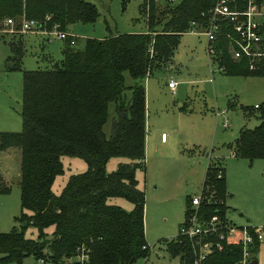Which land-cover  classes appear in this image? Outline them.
Wrapping results in <instances>:
<instances>
[{
    "label": "trees",
    "instance_id": "1",
    "mask_svg": "<svg viewBox=\"0 0 264 264\" xmlns=\"http://www.w3.org/2000/svg\"><path fill=\"white\" fill-rule=\"evenodd\" d=\"M164 2L163 8L157 10L154 0L142 1L146 25L143 31L87 36L82 47L71 44L67 36L58 61L50 67L22 70L21 128L0 132V150L11 146L18 150L20 207L19 227L0 232V264H21L25 255L42 258L49 264H73L68 258L80 242L90 248L88 264L132 262L147 254V248L142 247L147 245L144 192L135 177V170L143 168L144 160L143 79L154 67L171 61L182 32L205 24L211 4V0ZM98 14L96 5L89 0H0V19L32 18L39 29L45 30L54 23L66 30L74 22H93ZM73 38L75 41L76 36ZM10 46L12 58L18 59L22 49ZM216 48L212 63L223 65L220 71L264 76V60L256 70H249L246 59L229 57L225 39L219 37ZM124 71L132 78L131 84L125 85ZM126 89L130 90L128 97ZM110 103L114 116L106 136L102 124ZM254 108L258 122L251 127L241 126L228 144L235 158L250 161L264 157V102ZM62 154L82 158L86 167L70 173L56 193L51 184L63 171ZM112 156L125 160L106 172L105 163ZM209 158L202 186H208L212 197L199 203V215L208 218L216 214L225 222L224 169ZM9 190L0 172V193ZM114 196L128 200L131 208L125 210L107 202ZM188 197L185 195L184 218ZM182 223L178 224L177 234L163 243L169 256L177 255L183 264H192L191 239L179 233ZM28 225L35 228L34 237L25 235ZM48 226L49 233L45 231ZM259 242L254 240L250 246L251 264H256L253 260ZM238 256V243L226 242L198 264H233Z\"/></svg>",
    "mask_w": 264,
    "mask_h": 264
},
{
    "label": "rangeland",
    "instance_id": "2",
    "mask_svg": "<svg viewBox=\"0 0 264 264\" xmlns=\"http://www.w3.org/2000/svg\"><path fill=\"white\" fill-rule=\"evenodd\" d=\"M89 1L99 12L96 19L91 23L68 25L76 36L73 43L76 47H82L85 38L81 31L107 35L115 31H141L146 27L145 6H142L145 0ZM154 1L157 10L165 5V0ZM13 21L10 26L3 23V18L0 19V132L19 131L21 128L22 70L50 67L60 59L63 44V39L39 32L36 28L20 31L17 18ZM11 44L22 49L18 59L12 58ZM204 44L205 36L201 30L182 32L171 61L154 67L148 77L152 85H149L148 111L145 112L146 133L152 130L160 137L163 130L168 135L166 144L161 148L154 146L156 152H150L143 168L135 170L138 186L144 192L143 228L145 241L150 246L148 261L151 264H183L177 255H168L163 240L173 238L178 232V224L184 221L189 182L201 168L207 152L214 154L219 151L223 155L220 165L224 169L226 221L235 226L263 225L260 221L264 219V159H227L230 148L226 143L234 139L241 126L251 127L258 122L255 116L257 109L253 104L264 102V76L230 75L219 71L216 64L210 63ZM123 75L125 85L133 82L126 71ZM170 78L176 83L173 92L167 86ZM129 95L130 90L126 89L125 96ZM183 101H186L189 112L177 109ZM113 116V104L110 103L107 118L102 124L106 136ZM223 121L226 126H222ZM172 130L174 138L170 136ZM187 149H191L190 153L186 152ZM16 154L0 150V167L5 169V179L10 185L7 193H0V232L19 227L17 148ZM60 160L63 171L54 177L51 184L52 191L56 193L70 173L86 167L78 156L62 154ZM124 160L120 156L110 157L105 163V171L110 172L118 161ZM107 202L125 210L131 208V203L123 197H109ZM50 229L48 226L45 231L49 233ZM24 232L29 237L36 235L31 225ZM254 255L256 264H264V239L259 242ZM21 264L49 263L40 262L33 255H25Z\"/></svg>",
    "mask_w": 264,
    "mask_h": 264
},
{
    "label": "built area",
    "instance_id": "3",
    "mask_svg": "<svg viewBox=\"0 0 264 264\" xmlns=\"http://www.w3.org/2000/svg\"><path fill=\"white\" fill-rule=\"evenodd\" d=\"M264 0H211V4L206 10V22L198 30L205 36L204 50L210 63L214 62L212 56L217 53V40H226V51L230 58L247 60V68L256 70L264 60ZM3 23L12 26V17H4ZM194 24V22H191ZM20 31H27L36 28L37 31L53 34L55 37L64 39L70 37L69 42L74 43V34L66 30L59 29L54 23L49 29H39L36 20L21 17L18 21ZM195 30L193 26L189 30ZM220 71L223 65H217ZM174 80L169 79L167 86L173 91ZM254 107L257 104L253 105ZM222 126H226L223 121ZM166 133L160 132L161 140H164ZM208 156L206 157V164ZM221 171H217L220 176ZM204 177V175H203ZM203 181V178H202ZM212 197V191L208 186L199 187V190L188 197V209L184 222L179 226V233L191 239L193 251L192 264H198L200 260L212 249L220 250L223 243L236 242L239 245V256L233 264H251L250 246L254 240L264 239V225H241L235 226L230 222L219 219L216 214L205 218L199 215V203L208 201ZM216 237V238H214ZM147 248V254L132 262L116 264H151L148 261L150 246L142 245ZM90 248L85 242L78 243L73 254L68 261L73 264H88ZM43 262L42 258H39Z\"/></svg>",
    "mask_w": 264,
    "mask_h": 264
},
{
    "label": "crops",
    "instance_id": "4",
    "mask_svg": "<svg viewBox=\"0 0 264 264\" xmlns=\"http://www.w3.org/2000/svg\"><path fill=\"white\" fill-rule=\"evenodd\" d=\"M91 23V22H90ZM84 30H86V28H83ZM145 30V29H144ZM66 31L67 32H69V33H71V34H74L73 33V31H71V30H69L68 29V27H67V29H66ZM141 31H143V30H141ZM82 36H85V37H87V36H90V37H103V36H105V35H96L95 33H93V32H90V31H81V33H80ZM181 35V34H180ZM180 35H179V38H178V42H179V39H180ZM178 44V43H177ZM148 77H149V75L148 76H146L144 79H143V86H144V96H145V101H144V103H145V112H146V110L148 111V94H149V85L151 86L152 85V82L151 81H149L148 80ZM174 82H175V80H174ZM178 82V81H177ZM174 85H176V83H174ZM173 85V86H174ZM169 87V86H168ZM174 90V89H173ZM173 92V91H172ZM146 101H147V103H146ZM254 104H256V103H254ZM253 104V105H254ZM186 106H187V104H186V101H183L182 103H180L178 106H177V109L179 110V112H189L190 111V109L189 108H186ZM146 115H145V136H144V160H143V166L145 165V162H146V160L148 159V154H150V152H156V147H154V146H160V148H161V146H163L164 144H166V142H167V140H168V135L166 134L165 135V138H164V140H161V138L160 137H158L157 136V134H156V132L155 131H153L152 132V130L149 132V134H147L146 132V122H147V120H146ZM256 121H257V119H256ZM244 126V125H243ZM163 130H161V132H162ZM171 138H174V130H172V133H171ZM228 144H229V142L228 143H226V146L228 147V148H230V146H228ZM179 146V148H181L180 147V145H178ZM11 148L13 149V150H11ZM158 148V147H157ZM190 150L191 149H187V153H190ZM1 151H3V152H6V153H8V152H11L12 153V155H15L16 154V147H7V148H5V149H1ZM17 155V154H16ZM233 154H232V152H231V149H230V152H229V154H228V156H227V159H236L235 157H233L232 156ZM206 156H208V158L210 157L211 158V161H213V162H218L219 164H221V161H222V159H220V158H222L223 157V155H221L220 153H219V151H216L214 154H212V152H207L206 153ZM209 158V159H210ZM263 159H264V157H262ZM205 167H206V158H205V160H204V163H202V165H201V168L200 169H198L194 174H193V177H192V179L190 180V182H189V186H188V189H187V192H186V195H188V196H190V195H192V194H194V193H196L198 190H199V187H200V185H201V182H202V178H203V175H204V171H205ZM0 172H1V174H2V176L4 177V179L6 178V176H5V169H1V167H0ZM17 173V172H16ZM6 180V179H5ZM263 225H264V219H262L261 221H260Z\"/></svg>",
    "mask_w": 264,
    "mask_h": 264
},
{
    "label": "water",
    "instance_id": "5",
    "mask_svg": "<svg viewBox=\"0 0 264 264\" xmlns=\"http://www.w3.org/2000/svg\"><path fill=\"white\" fill-rule=\"evenodd\" d=\"M256 262V260H253V263Z\"/></svg>",
    "mask_w": 264,
    "mask_h": 264
}]
</instances>
